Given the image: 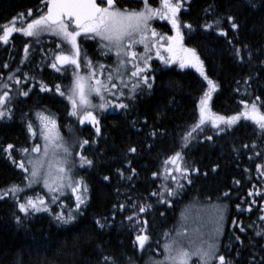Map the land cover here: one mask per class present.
Masks as SVG:
<instances>
[{"label":"trees","instance_id":"trees-1","mask_svg":"<svg viewBox=\"0 0 264 264\" xmlns=\"http://www.w3.org/2000/svg\"><path fill=\"white\" fill-rule=\"evenodd\" d=\"M116 4L122 9L142 6L127 0H116ZM157 4L156 1L153 5ZM29 9L32 16H28ZM40 10L46 11V0H0V25L9 23L13 17H17V27L26 25L43 14ZM20 13L24 14L22 18ZM180 16L183 23L192 25L191 31L183 28V46L196 50L207 76L217 85L212 93L211 111L228 117L243 111L241 101L251 103L256 96L264 101V0H187ZM228 16L236 18L238 29L231 28ZM217 19L222 23L215 25ZM152 24L159 26L155 20ZM206 24L214 27L208 29ZM221 31L228 35L222 36ZM99 45L84 39L81 61L87 57L93 64L104 63L112 69L113 56L105 54ZM25 46H29L26 59ZM62 47L68 48L48 33L41 34L39 41L14 33L9 44L0 42V91L9 92L11 99L7 106L12 112L11 119L0 120V192L13 184L24 189L18 198L8 195L0 199V264H104V255L115 256L118 264H148L149 257L164 258L163 245L174 239L189 207L214 208L216 205L225 207L221 232L215 239L220 253L235 264H253V258L255 264H264L261 259L264 257V220L260 219L264 216V196L248 195L250 191L264 192V177L255 167L264 163V142L257 127L243 118L231 127L221 125L220 129L207 123L202 132L193 133L195 138L183 150L184 163L198 171L187 178L173 171L172 175L177 177L173 181L165 175L164 161L179 150L182 134L198 122L200 99L211 87L200 71L194 67L181 68L179 63L164 67L150 54L148 74L155 77L151 89L141 84L134 96L114 97L106 92L105 101L96 95L90 97L94 105L103 102L128 105L127 109L95 108L101 129L97 135L91 123L81 125L76 117L69 115L71 104L55 91V85H60L65 92L72 85L73 68L63 66L61 72H56L50 67ZM235 49L242 50L243 60L237 58ZM141 50L142 47L134 49L138 54L143 53ZM248 52L252 54L251 59ZM81 65L87 75L84 64ZM10 75L12 80L8 79ZM17 77L20 84L15 83ZM123 79L128 87L121 85V90L132 92L135 79L127 74ZM41 82L52 91H41ZM115 82L119 85V81ZM5 84L7 89L3 88ZM29 89L28 96L21 94ZM38 113L55 119L61 137L69 131L71 155L65 157L69 160V174L73 181L82 180L87 186L86 204L79 210L75 195L70 193L63 202L71 209L56 203L51 211L32 213L29 217L18 210L17 203L23 202L25 196L33 197L42 191L40 184L29 186L30 171L25 173L13 163L21 159L27 163L34 145L43 148ZM29 123L37 129L38 142L33 140ZM206 136H212V140L205 139ZM84 139L89 145L83 154L93 160L91 167L79 164L77 141ZM9 144L14 146L11 159L4 151ZM245 144L258 147L244 148ZM23 148L30 150L27 155L21 154ZM131 148H136V152H131ZM256 151L262 155L254 157ZM26 167L30 169V165ZM177 183L183 187L177 188ZM165 187L174 189L176 194L168 196ZM153 192L163 194L162 202H157L158 196L150 195ZM225 192L229 196L225 197ZM253 200L256 202L252 203ZM120 204L125 205L123 210ZM133 205L151 207L138 214ZM61 210L65 215H75L76 219L69 224L58 221L56 213ZM17 216L21 223H17ZM128 216L134 219L129 221ZM144 219H147L144 227L150 239L141 252L136 236L143 234L142 225L137 221ZM97 221L106 226L100 228ZM208 223H203L204 231L208 230ZM216 227L210 230V235ZM241 227L246 231H240Z\"/></svg>","mask_w":264,"mask_h":264},{"label":"snow or ice","instance_id":"snow-or-ice-1","mask_svg":"<svg viewBox=\"0 0 264 264\" xmlns=\"http://www.w3.org/2000/svg\"><path fill=\"white\" fill-rule=\"evenodd\" d=\"M143 8L140 10L120 8L116 4V0H46V11L40 10L43 14H40L38 18H33L31 22L26 25L17 27V17H13L9 23L0 25V42L7 45L10 38L14 33H22L24 36L35 38L39 41L41 34L50 33L58 37L62 44L70 47L73 54L66 55L63 52L55 54L53 61L50 63V67L56 72H61L63 66H73V82L71 87L65 91H61L60 85H55V91L61 96H65L71 104V111L69 115L76 117L79 124L83 125L85 122L91 123L95 127V133L100 134L99 120L94 114V109L106 110L108 107H118L120 109H127L128 105L125 103L112 104L111 102H103L99 105H94L90 99L92 95L100 97L101 101H105V93L112 96L119 95L123 97L125 93L121 90L120 86L124 88L128 87V84L124 81L123 76L129 75L130 78L135 79V83L132 84V95L136 93V89L141 85H145L148 89L152 88V83L155 77L148 74L150 65L149 60L151 58L150 53L155 48V53L165 64L175 63L179 61L181 68L194 67L200 71L201 75L207 80L211 86L199 102V120L197 123L191 126V130L186 134H182L179 145L174 155L170 156L164 161V171L167 177H170L173 181L177 180V177L172 175L173 171L179 172L181 178H187L193 171L198 169L190 168L184 163L183 150L187 149L191 144L193 133L203 131V126L206 123H211L212 127L220 129L221 125L231 127L237 124L242 118L247 121H251L261 134V140L264 142V101H261L259 96H256L251 103L241 101L244 105L243 111L232 115L222 116L211 111L210 102L212 99V93L217 90V85L211 80L204 70V62L197 54L195 49L185 48L183 46L184 35L182 28L192 30L191 24H185L181 20V10L184 7L187 0H159L160 7H152L148 0H141ZM19 17H23L24 14H18ZM28 16H32V10L29 9ZM160 19L168 21L172 29L175 30L174 36H160L155 29L150 26V21L153 19ZM227 20L232 29H238L239 23L234 16H228ZM215 25L222 23L217 19ZM206 28L212 29L213 24H206ZM222 36H227L226 31H221ZM159 36V39H155ZM99 40L103 44V48L111 51L115 50L117 57V65L114 69H110L105 77V68L103 64L97 66L93 65L91 59L84 58V66L87 70V75H80L79 70L81 67V46L80 38ZM167 41V47L160 41ZM231 43V42H230ZM137 44L143 45V53L138 54L134 51V47ZM235 47V46H234ZM246 47V46H245ZM57 48H60V44H57ZM164 49L170 54V58L165 59L160 55L161 49ZM29 51V46H25L24 53L25 59ZM107 54V52H105ZM235 55L240 60L244 59L241 49H235ZM251 52L247 53L249 59H251ZM129 65L131 67L129 68ZM7 67V65H5ZM19 71V69H17ZM101 77H104L103 79ZM9 80L13 79V76L8 77ZM119 81V85L115 82ZM28 79L24 80L27 83ZM16 84H20L21 80L17 77L15 79ZM4 89L8 88V85H3ZM41 91H52L51 88L40 83ZM29 90L22 91L24 96L29 95ZM9 92L6 90L0 91V120L11 119L12 112L8 103L10 102ZM257 101H260L258 104ZM39 135L44 140L43 148L40 145H34L31 149L33 153L40 154L43 152L42 158L30 159L27 164L31 165V169L26 167V163L23 159L16 161L20 169L25 173L30 171L31 179H29V186L33 182H40V178H43L45 187L48 188L50 193H58L64 187H71L72 192L76 193V209L79 210L82 204H86L87 186L84 182L73 181L70 173V168L67 159L71 155L69 148L65 145L63 137L60 136L56 121L50 116H46L43 113H38ZM28 129L35 137L37 135V129H34L32 124H28ZM155 135V133H153ZM205 139L212 140V136H206ZM89 145V141L84 139L77 141V146L80 149L79 164L81 167L93 166V160L89 159L87 155L83 154L85 146ZM14 146L9 144L4 149L9 154L11 159V149ZM244 148L255 149L258 146L256 144L243 145ZM51 149V153H50ZM30 150L23 148L20 150L22 155H27ZM131 152L135 153L136 148H131ZM262 154L259 151L254 152V157H260ZM253 159V157H249ZM168 165L175 166L169 168ZM256 171L261 173L264 177V163L256 164ZM135 174V170H132ZM154 175H156L154 173ZM109 177H105V180ZM131 179V177H129ZM191 183V180H188ZM239 184L240 181H235ZM183 185L177 183V188H182ZM24 189L19 185L13 184L10 188L3 192H0V199H5L8 195H12L14 198H18V194L23 192ZM165 191L168 196L175 195V190H169L165 187ZM151 196H158L157 202H162L163 194L150 193ZM249 196H264V192L256 190L255 192H248ZM224 196H229L228 192L224 193ZM56 196H52V202H55ZM256 201L253 200L252 203ZM17 207L20 213H23L25 217H29L32 213H38L41 211L48 212V201L43 197H31L25 196L23 202H18ZM125 205L120 204L119 208L123 210ZM137 208V213H145L149 210L151 205H133ZM239 210V205H237ZM249 211L251 208L249 207ZM217 227L215 228L216 236H219L221 232L220 225L223 222L224 212L223 209L216 210ZM17 223H21V218L17 216ZM56 219L64 224H69L76 219L75 215L69 213L65 216L61 211L56 215ZM127 219L132 221L133 216H128ZM264 220V216L260 217ZM141 223L140 232L136 236V243L138 244L139 251L143 252L145 245L149 241V236L146 234L147 219L143 221H137ZM236 224V221L232 222ZM100 228H104L106 225L97 221ZM240 231H246L243 227ZM183 233L178 232L177 236H181ZM261 235V233H257ZM164 258L162 260H154L149 257L148 264H191L193 257L197 259V264H235V261L226 257L220 253V247L218 243L209 235L208 239H202L201 243L193 244L189 242L187 245L182 244L179 240L173 239L166 242L163 245ZM264 261V257L261 258ZM104 264H118V259L115 256L104 255ZM130 260V258H129ZM253 264L255 259L253 258Z\"/></svg>","mask_w":264,"mask_h":264},{"label":"rangeland","instance_id":"rangeland-1","mask_svg":"<svg viewBox=\"0 0 264 264\" xmlns=\"http://www.w3.org/2000/svg\"><path fill=\"white\" fill-rule=\"evenodd\" d=\"M156 1L158 2V4L157 5H153L154 2H156ZM148 2L154 8L160 7L159 0H148ZM141 8H143V4H142L141 7H139L136 10H140ZM154 20H155L156 24L159 25L158 27H154L155 24H152V22ZM150 26L153 29H155V31L160 36L167 37V36H174L175 35V30L172 29L171 24L168 21H166V20H160L158 18L153 19L152 21H150ZM182 32L184 33V29L183 28H182ZM48 34H50V33H48ZM84 39H85L84 37L80 38V46L83 44ZM155 39H159V36L157 38H154V40ZM89 41L99 43L100 44L99 46L103 48V44L99 40V38H95V39L89 38ZM160 43L164 44L165 48L167 47L168 42L166 40L165 41H160ZM138 47H142L141 52L144 50L143 49V45H141V44L135 45L134 49L137 48V50H138ZM62 51L66 55L73 54L71 49L69 48V46H68L67 49L65 47H62L61 52ZM103 51L107 52L108 56H113L114 60L112 61L113 65H111V67H112V69H114L115 66L117 65V57H116V54H115V50L108 51V50L103 48ZM150 54L153 57V60L162 63L164 67H169L172 64L179 63V61L177 60V62H175V63L165 64L163 62V60H161L159 57H157V55L155 53V48H153V51ZM160 55L163 56L165 59L170 58V54L167 53L166 51H164L163 48L161 49ZM81 63L84 64V60L81 61ZM102 64L104 65V63H102ZM107 64H110V63H107ZM93 65L97 66L96 63H94ZM105 66H106V68H105V77H106L107 76V72L110 69H108L107 65H105ZM64 67L73 68V66H70V65H66ZM81 69H82V65L80 67L79 74L80 75H84V72ZM101 78L103 79L104 77H101ZM73 79H74V76L72 77V82H73ZM125 94H126V96H129V94H132V92H126ZM95 115H97V114H95ZM56 125H57V123H56ZM205 125H207V123ZM57 128H58V126H57ZM38 139H39V136L37 138L35 136L33 140L35 142H38ZM63 139L65 140L64 141L65 145L69 148V131L67 132V136H64ZM40 146L42 147V145H40ZM50 152H51V149H50ZM42 157H43V152H41L40 154H36V153L32 152V156H31L30 159H36V158H42ZM67 161H68V165H69V160H67ZM26 165L28 166L29 164L26 163ZM30 169H31V165H30ZM174 173L176 174V172H174ZM29 178L31 179V176ZM32 184H33L32 186H37V184L41 185V189H42L41 193L40 194L37 193V195H35L33 197H43L46 201H48V207L50 208V211L53 208H55L53 206H56V203H61L62 207H65V208L69 209L70 208L69 205L66 202H63L64 201L63 198L64 197H68L69 193L71 195H75V197L77 195L76 193H73L72 191H69V187H67V186L62 188L61 191L58 192V193H50L48 188L45 187L42 177L40 178V182H38V183L37 182H33ZM53 195L56 196L55 202H52V196ZM216 206H218V207H214V208L213 207H208V208L195 207L194 209L192 207H189L187 209L186 213H184L183 219L181 221V226L178 227V229L176 230L173 238L179 240L182 244H188L189 242H192L193 244H199V243H201V240L203 238H207L208 239V237L210 235V230H213V228L217 226L216 210L219 208V209H223V212L225 211V207L223 205H216ZM57 209H59V208H57ZM61 211H63V210H61ZM61 211H57L56 214L60 213ZM65 216H67V215H65ZM204 222H209L207 224V226H208L207 227V229H208L207 231H204L203 228H202ZM178 232L183 233V235L177 236ZM211 236L213 237V239L217 238L216 233H213ZM191 264H197V259L195 257H193V259L191 261Z\"/></svg>","mask_w":264,"mask_h":264},{"label":"water","instance_id":"water-1","mask_svg":"<svg viewBox=\"0 0 264 264\" xmlns=\"http://www.w3.org/2000/svg\"><path fill=\"white\" fill-rule=\"evenodd\" d=\"M127 1L131 3H141V0H127ZM98 3H99V0H98Z\"/></svg>","mask_w":264,"mask_h":264}]
</instances>
